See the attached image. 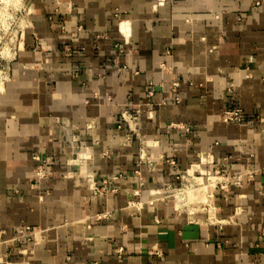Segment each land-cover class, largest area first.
Returning a JSON list of instances; mask_svg holds the SVG:
<instances>
[{
  "label": "crops",
  "instance_id": "1",
  "mask_svg": "<svg viewBox=\"0 0 264 264\" xmlns=\"http://www.w3.org/2000/svg\"><path fill=\"white\" fill-rule=\"evenodd\" d=\"M262 1L33 0L0 97V264H264ZM200 158L239 184L188 215L158 196Z\"/></svg>",
  "mask_w": 264,
  "mask_h": 264
},
{
  "label": "rangeland",
  "instance_id": "2",
  "mask_svg": "<svg viewBox=\"0 0 264 264\" xmlns=\"http://www.w3.org/2000/svg\"><path fill=\"white\" fill-rule=\"evenodd\" d=\"M33 7V0H0V97L2 93H4L5 87L8 84V79H10V76L12 74V64L17 63L16 61L18 60L20 53H22L26 47V39L29 37V31H31L33 26L31 16ZM124 117L126 119H123L121 117L120 120L123 123L129 122V116L124 115ZM169 162L171 163V161ZM201 168L203 169L204 167ZM152 169L154 170V166H152ZM136 171L135 175L138 178ZM202 172L204 173L203 175L208 174L206 170H202ZM180 174H185V171L178 172L177 177ZM196 175L199 177V174ZM177 177L175 184H168V187L165 185V188L168 192L158 197L160 199L171 201L173 206L178 205V202L183 199L185 202H187V199L189 209H183L182 212L188 215L191 211L195 213L196 211L193 210V206L197 203L196 200L198 196L202 194L194 193L193 189H189L191 188V185L195 186V183L191 178L187 177V181H179ZM138 181L141 184V182H143V179L142 181H140V178H138ZM204 182V184L207 185V176L206 178H204ZM231 186H236V184L234 185V181L230 184V187ZM175 187L177 189L182 188V190H187V194H181L176 199H169V195L174 194L173 192H177L176 189H174ZM205 188L209 187L205 186ZM212 188L213 187H210V189ZM7 244L4 239H0V248L7 246Z\"/></svg>",
  "mask_w": 264,
  "mask_h": 264
},
{
  "label": "built area",
  "instance_id": "3",
  "mask_svg": "<svg viewBox=\"0 0 264 264\" xmlns=\"http://www.w3.org/2000/svg\"><path fill=\"white\" fill-rule=\"evenodd\" d=\"M263 5V1L262 0H256L255 3V8H259ZM121 53L123 51H120ZM175 88H177L179 86V83H174L173 85ZM149 96H153V92L150 91L149 92ZM177 103H180L181 100L180 98H176L175 99ZM123 119H126L124 117V115L122 114L121 116ZM221 120L223 123L225 124H238L240 122L243 121V111L240 108H230L227 109L225 111H223L221 113ZM187 130H189L188 128H186ZM34 160L37 162L36 166H35V174L38 177L39 180H44L47 177V169L50 165V161L49 160H42L39 156L34 155ZM208 164H211L210 162L214 163L213 160L208 161ZM172 164H174L173 161H171ZM205 163V160L200 158V162L198 164H193L190 166L189 169H187L185 171V174H180L177 179L179 181H187V177L191 178L193 180V182L195 183V186L191 185V188L189 189H193L194 193L197 194H202L203 199L201 203H196L193 207H194V211L198 212V213H211V210H214L211 205H212V199L214 198V193L213 190L216 189H221L223 191H228L230 189V184L233 183V179L226 173L220 171L219 169H215L213 172H208L207 176V185L204 184V173L202 172V168L203 165ZM136 174L138 175V178H140V181H142L141 178V172L140 170L136 171ZM199 174V177L196 175ZM238 185L239 184V179L234 181V185ZM141 185H143V182H141ZM168 187V185H166ZM205 186L207 187H213L212 188V192H207L205 189ZM169 189V188H168ZM176 189L177 192H173L174 194L169 195L168 198H177L179 195L181 194H187V190H182V188H174ZM158 194H161L160 191H157ZM171 194V193H170ZM186 199V198H185ZM187 202L183 200H181L180 202H178V205H175V207H178L179 209H189L188 206V200L186 199ZM132 206H134L135 208L139 209L141 208V205H136V203H132ZM194 213L193 211L190 212V214ZM14 238L12 240L20 242L23 240H27V241H36L35 240V231L27 226L23 229H19L17 231H14ZM37 242V241H36ZM124 248H118L116 249V255L119 259L123 258L124 255ZM149 253L151 255H158V256H162L163 252L162 250H160L158 248V246L153 247L152 249L149 250ZM26 264H29L26 262Z\"/></svg>",
  "mask_w": 264,
  "mask_h": 264
},
{
  "label": "bare ground",
  "instance_id": "4",
  "mask_svg": "<svg viewBox=\"0 0 264 264\" xmlns=\"http://www.w3.org/2000/svg\"><path fill=\"white\" fill-rule=\"evenodd\" d=\"M2 89V88H1Z\"/></svg>",
  "mask_w": 264,
  "mask_h": 264
}]
</instances>
